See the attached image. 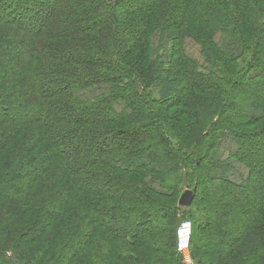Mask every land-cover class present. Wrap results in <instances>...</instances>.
Segmentation results:
<instances>
[{
	"label": "trees",
	"instance_id": "obj_1",
	"mask_svg": "<svg viewBox=\"0 0 264 264\" xmlns=\"http://www.w3.org/2000/svg\"><path fill=\"white\" fill-rule=\"evenodd\" d=\"M111 1L0 0V264H93L92 250L104 242L106 264H179L176 214L191 222V259L208 264L199 256L203 243L194 244V222L198 200L211 201L207 191L217 183L226 185L223 198L246 194L250 207L247 215L230 205L214 220L219 246L231 235L227 217L246 219L237 238L264 237V151L243 161L237 152L245 134L226 125H251L232 108L248 81L264 79V0H170L178 4L163 9L166 0H149L125 15L115 6L125 0ZM244 24L258 32L248 37ZM187 40L198 47L197 58L186 53ZM138 49L135 63H147V55L155 67L146 98L119 89L126 78L139 81L125 66ZM216 62L238 75L228 79L233 71L209 65ZM189 90L214 92L225 124L211 122L201 136L175 132V119L161 121L154 92L169 109L189 105ZM263 107L250 108L255 127ZM263 120L255 135H264ZM154 148L164 151V161ZM240 162L247 178L233 181ZM164 163L168 174L160 180L156 169ZM12 180L21 181L18 196L10 192ZM245 182L251 186L236 194ZM187 189H195L193 201L181 210ZM155 218L160 225L152 228ZM160 238L155 248L151 241ZM240 240L229 251L235 261Z\"/></svg>",
	"mask_w": 264,
	"mask_h": 264
},
{
	"label": "rangeland",
	"instance_id": "obj_2",
	"mask_svg": "<svg viewBox=\"0 0 264 264\" xmlns=\"http://www.w3.org/2000/svg\"><path fill=\"white\" fill-rule=\"evenodd\" d=\"M148 1L149 0H125L123 2L124 4L122 2L121 3L117 2V4L115 6L119 7V9H117V11H120L121 13L123 12L122 14L125 15V13H127V11H129L130 9H134V7L139 6L143 3H148ZM169 1L170 0H166L165 2L162 1L164 4L162 9L167 7L168 5H172V4L177 5L178 4L176 1H172V2H169ZM190 1H193V0H190ZM112 2L113 1H111L108 4H113ZM166 26H170V25H166ZM166 26H165V30L167 28ZM243 27H244V30L247 28H251L247 31L248 37L255 35V32L256 33L258 32V26L257 25L250 26L249 24H244ZM164 33H165L164 36H166L167 31H164ZM185 44H186V53L189 54V56L192 58H197L198 54H199L198 47L189 40H187L185 42ZM141 51H142L141 49H138V51L133 52L134 54H132L128 58L129 60L127 59V63L125 65L126 67H129V69H127L128 72H130V73L132 72L133 74H136L139 81L138 82H134V81L129 82L128 78H126V81H125L126 83L122 84L119 87V89L123 90V89L134 88L138 92L140 91L143 94V96L146 98V96L148 97V95L150 93L149 88L147 86L151 83V78L153 76L152 72L154 71L153 69L155 67L152 66V64H151L152 60L147 55L145 58L147 63H142V64H139V62L137 64L135 63V61L136 62L140 61V60H138V58H139L138 54H140L138 52H141ZM261 62L264 64V57H263V60H261ZM232 63H235V65L240 66L241 63H243V61H232ZM216 64L223 65L224 69L233 71V69H230V67L228 68L226 66V65H230V64H227L226 62L209 63V65H214L215 67H216ZM233 67L235 68L234 65H233ZM230 75H227L228 79H231V77L238 75V73L237 72L235 73V71H233V73L231 72ZM177 95H179V93ZM185 95H187V97L189 95L194 96V99L191 101V103L189 105H183V106L177 105L176 106L174 103H172V104L168 103L169 109H167L165 107L166 102H163L161 104L156 102V98H155L156 93L155 92H154V95H152L153 102L155 103V108H154L155 113L157 114V116H159V119L161 121H164L165 123H166L167 117H169L171 120L175 119V124L172 128L175 130V132L178 129H181V130L185 129V130H188V132L186 131L187 135H190V133L192 135L193 131L198 130V131H201V136H202V134L204 133L205 130L211 128V122H212V124L214 122H217L218 126L225 124L223 121L224 116L220 117L219 115H217V109H215V108H217L216 107L217 105H215L216 100L214 99V97H215L214 92L209 93V94L208 93L202 94L200 92H194V91L189 90V92ZM118 98H120V97H118ZM0 100L3 101L2 104L5 102V100H2V99H0ZM134 100H135V102H140L137 97ZM261 103L264 104V79L260 78L258 80L248 81V83H246L244 88L241 90L240 96L238 98H236V100L234 101V105H233L232 110L234 112H236L237 114H239L240 117H244V119H245L244 121L246 123H250L251 125L250 126L247 125L246 127H242L240 125L241 126L240 127V126H238V124H240V123H236V122H234L233 124H229V123L226 124L229 126V128H231L232 132L236 131V133H244L245 134L244 135L245 138L241 140V142L243 144V148L239 149V151L237 152L238 153L237 155L240 156L243 159V161L245 160L246 162H248V161L253 162L254 157H257L256 155H259V153L262 154L264 151V135L263 134L262 135H255L253 133V131L254 132L256 131L257 126L258 127L261 126V122L264 119V117H262L261 119H258L257 121L255 120L256 127L253 124L254 122L251 121V117H252L251 109L254 108L255 105H261ZM208 105H210V107ZM211 105L215 106L214 107L215 110L213 111L212 116L209 114V111L212 109ZM184 110H186L187 112L186 111L184 112ZM219 110H220V108H219ZM162 111H163L164 115H162ZM204 112H206V113H204ZM253 117H254V115H253ZM137 124L138 123H135L134 126ZM171 132H173V131H171ZM184 134H186L185 131H183V135ZM192 140H194L196 142L195 139H192ZM183 141H185V140H183ZM194 141H192V142H194ZM192 142H191V144H192ZM191 144H189L188 146H190ZM183 145L185 146V144H183ZM152 151H153L154 157H156L157 159H160V160L164 159V151L163 150H157L156 148H154V149H152ZM163 166H164L163 169H161V167L159 169H156V170H158V172L156 174L160 180H163L164 177L168 174V173L164 172L163 170L165 168L169 169V166L167 167L165 163L163 164ZM243 168H244V165L241 162L239 165L234 163V168H233L234 172L232 173V175H234L233 181H236L239 178H243L246 180L247 172ZM202 175H203V179L205 180V183H206V177L208 178V175L204 174V173ZM129 177L135 179L133 174H129ZM154 179L157 180L153 176L147 177L148 182L153 181ZM20 182L21 181L12 180L11 183L14 184L12 186L13 189H11V191H10V192H12V194H16L17 196L19 194H21V193H19V192H21ZM165 184H167V183L165 182ZM249 184H250L249 182H245L244 185H241L238 188L236 194H243L244 191H242V189H245V187H247ZM210 185H212V186H210V189L207 192L209 193V195L211 197V201H209L207 204H205V203L200 202L198 200V202H197L198 213H195L197 218H198V221L196 220L194 222V226L196 229L194 244L196 242H198V243H200V244H198V246H199L203 243L202 248L200 249V255L199 256L200 257H206L209 260L208 264H224L227 261L229 262V264H231L230 261H232V264L233 263L234 264H241V263H243V264H264V259L263 260L260 259L264 253V237L263 236H260L259 234H257V235H252L251 238H248L245 236L243 237V234H242V236L240 235L237 238V234H239V232L241 231L240 230L241 227L238 226V223L242 224L246 221V219H244L240 215H237L238 217H236V218H232L233 220L230 219V217H227L229 220V223H230L231 235H229V238L226 240L227 243L225 244V246H223V247L219 246V242H217V239H216L215 235L213 234L212 228H211L213 226L214 220L216 218H218L219 215H222V213L225 211V209H228L230 207L237 208V211L235 210V208L231 209L233 213L236 212L237 214H240L238 212V210H239L238 207H240V208L245 207L246 211H244V213H247V215H248V213L250 212V207L247 206V198H246L247 195L246 194L243 196L240 195V197H239V195H235L234 201H232L230 199L226 200L225 198H223L224 197L223 191L225 189L227 190L226 185H224L223 183H221V184H218V183L217 184H210ZM249 186H251V184ZM187 190L191 191L190 189H187ZM187 190H185V191H187ZM203 194H204V191L202 190L201 192H199L198 196L201 197ZM159 201L162 204H164V203L172 204L173 203L172 199H170V198H168V199L164 198L163 200H161L159 198ZM178 206L181 208V210L189 208V207H186V208L181 207L179 204H178ZM228 206H230V207H228ZM224 215H226V214H224ZM247 217L249 218L250 216H247ZM175 219H176L175 220L176 225L179 224V222L181 220H188L187 218L184 219L183 215H181V214H179V215L176 214ZM158 225H160V222L157 218H155V220H153L151 223V227L156 228ZM120 226L124 227V225H120ZM110 227L115 228L116 226L111 225ZM118 230H120V227L118 228ZM121 230H122V227H121ZM157 233L159 235H161L160 231H157ZM235 237H236V239H241L240 243L243 244V247L240 249V251H238L236 253V257H238L236 259V261L234 259H232V257H235L234 254L231 255L229 252L230 248L235 244V241H234ZM240 237H243V238H240ZM103 239H105V238H103ZM45 241L46 240L44 239L41 242H45ZM97 241H99L98 238H97ZM157 241L159 243L162 242L161 238L151 241L154 244L153 246H155V248H157L159 245V244H155V243H158ZM104 244H106V242H104ZM104 244H101V245L98 244L99 246L98 245L95 246L94 249L92 250V252L96 251L95 256H94V260L92 259L93 264H106L103 259H104V256L106 255V252H107V249L109 246H106ZM194 244H193V250H194ZM19 249H20V252H16V253H23V251H25L24 248H19ZM149 249L151 250V248H149ZM34 251L35 250H33L32 252H34ZM9 254L13 255L12 251H9ZM36 255H37V253H36ZM223 255L228 256L229 259L230 258L231 259L227 260V258H225V257L223 259H221V256L223 257ZM210 256L213 258H211ZM179 257H180L179 264H197L196 260L191 259L190 251L187 253V255L185 254V257L183 255L181 256V254L179 255ZM115 262H117V261H115Z\"/></svg>",
	"mask_w": 264,
	"mask_h": 264
},
{
	"label": "built area",
	"instance_id": "obj_3",
	"mask_svg": "<svg viewBox=\"0 0 264 264\" xmlns=\"http://www.w3.org/2000/svg\"><path fill=\"white\" fill-rule=\"evenodd\" d=\"M192 235V229L188 220H181L176 230V252L181 256L185 257V254L189 252L190 240Z\"/></svg>",
	"mask_w": 264,
	"mask_h": 264
},
{
	"label": "water",
	"instance_id": "obj_4",
	"mask_svg": "<svg viewBox=\"0 0 264 264\" xmlns=\"http://www.w3.org/2000/svg\"><path fill=\"white\" fill-rule=\"evenodd\" d=\"M195 189H192V191H185L178 199V203L181 207H189L191 205L192 197H193V192Z\"/></svg>",
	"mask_w": 264,
	"mask_h": 264
}]
</instances>
